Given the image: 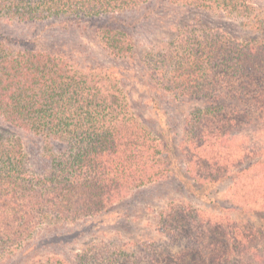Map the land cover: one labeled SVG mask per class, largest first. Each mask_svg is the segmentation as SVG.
<instances>
[{
  "label": "trees",
  "instance_id": "1",
  "mask_svg": "<svg viewBox=\"0 0 264 264\" xmlns=\"http://www.w3.org/2000/svg\"><path fill=\"white\" fill-rule=\"evenodd\" d=\"M140 7L148 12L130 23H96ZM255 10L250 0H0V18L10 23L93 28L115 62L136 63L162 91L195 102L182 139L187 171L204 184L228 178L238 189L225 195L226 210H234L226 216L186 204L164 211L160 231L170 242L162 244L183 248L167 250L162 261L144 243L145 262L122 244L94 253L95 264H264L263 209L252 204L264 178L238 182L261 163L249 160L264 141V39L235 37L191 14L220 11L264 34ZM147 25L163 36L145 41V50L127 27ZM45 40L0 31V117L11 130L0 128V264H21L45 222L97 215L173 172L166 145L133 111L123 87L127 69L87 62L77 45ZM16 130L47 143L44 172L30 169ZM58 255L26 264H72Z\"/></svg>",
  "mask_w": 264,
  "mask_h": 264
},
{
  "label": "rangeland",
  "instance_id": "2",
  "mask_svg": "<svg viewBox=\"0 0 264 264\" xmlns=\"http://www.w3.org/2000/svg\"><path fill=\"white\" fill-rule=\"evenodd\" d=\"M250 1L256 7L254 16L264 17V0ZM146 10L147 7H140L123 11L112 16L102 17L96 23L98 25L107 23L112 26L118 24L121 26L120 23H130L142 17L144 12H148ZM191 14L211 26L229 31L235 37L253 38L256 41L264 39V34L254 28L250 29L251 27H247L240 19L231 18L223 12L195 11ZM92 29H61L60 26L53 27L49 23H10L0 18V31L3 33L14 37H27L38 33L47 42L77 45V49L83 53L87 62L102 65L117 64L119 67L127 69L122 80L133 111L166 145V155L170 159L173 172L161 181L137 189L127 199L97 215L74 222H45L35 235L34 246L28 251L29 255L24 253L21 257L23 258L21 264L31 263L34 259H32L33 256L42 258L49 256V253L59 254V257L68 259L72 264H78L80 255L84 254L86 261L83 264H95L94 253L112 252L122 244H128L129 250H135L137 254L138 251H141V259L145 262L149 260V253L141 250L144 248V243L154 244L150 249L152 252L156 251L157 259L162 261L167 250L175 252L183 248L180 243L166 247L168 244L161 242V240L170 242V236H166L160 231V218L164 211H167L173 204L175 207L179 204L192 205L196 209L202 210L204 216H226L227 213H234V210L233 212L226 210L231 203L226 201L225 195L238 190L230 189L232 187L230 179L224 178L216 184H204L190 175L185 166L182 139L186 118L195 102L175 99L172 95L162 91L160 87L151 83L142 68L138 67L136 63L126 64L120 60L115 62L99 45ZM127 30L143 44L148 39L149 41L150 39L158 40L163 36L160 29L149 25L146 29L144 27L133 29L129 26ZM81 41L83 43L79 44ZM143 48L149 49L146 44ZM0 128L6 130L7 133L11 131L1 117ZM16 131L24 143L30 169L35 173L44 172L49 165L46 157L47 143L33 133ZM260 134L264 136V131ZM258 146H263V149L257 148V154L249 161L259 159L261 163H258L253 171L250 170L245 175H240L238 181L240 186L247 187V180L257 175L264 178V141L262 140ZM226 153L228 152L226 151ZM236 169L238 167L234 168V171ZM257 199L258 201L252 204L263 209L260 211L264 215V192ZM230 200L240 201L239 196H234ZM245 216L248 217V215ZM249 244L251 245V243ZM254 244L256 243L252 242V245Z\"/></svg>",
  "mask_w": 264,
  "mask_h": 264
}]
</instances>
